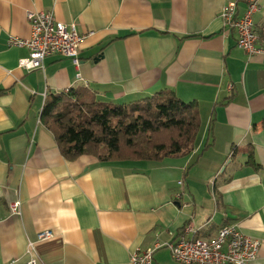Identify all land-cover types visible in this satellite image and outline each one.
Masks as SVG:
<instances>
[{"label":"crops","instance_id":"1","mask_svg":"<svg viewBox=\"0 0 264 264\" xmlns=\"http://www.w3.org/2000/svg\"><path fill=\"white\" fill-rule=\"evenodd\" d=\"M229 1L245 13L246 0H0V264H25L32 253L38 264H133L157 243L152 264H182L167 243L188 226L211 239L230 223L260 241L249 264H264V52L238 45L221 16ZM29 12L93 32L79 65L61 54L43 68L19 65L29 49L9 38L31 35ZM79 87L112 103L165 89L197 101L194 150L162 161L67 159L41 113L49 94ZM246 146L260 169L246 153L233 157ZM46 230L54 236L39 241Z\"/></svg>","mask_w":264,"mask_h":264},{"label":"trees","instance_id":"2","mask_svg":"<svg viewBox=\"0 0 264 264\" xmlns=\"http://www.w3.org/2000/svg\"><path fill=\"white\" fill-rule=\"evenodd\" d=\"M41 120L67 159L90 154L101 162L188 155L202 127L197 101L186 102L171 89L121 104L102 101L86 87L70 88L46 97ZM242 153L260 169L249 146L236 148L233 157Z\"/></svg>","mask_w":264,"mask_h":264},{"label":"built area","instance_id":"3","mask_svg":"<svg viewBox=\"0 0 264 264\" xmlns=\"http://www.w3.org/2000/svg\"><path fill=\"white\" fill-rule=\"evenodd\" d=\"M247 8L242 16L236 14V2L229 1L224 6L222 18L225 26L235 29L238 45L249 53H263L258 47L259 35L255 28L254 14L259 9V0H246ZM32 33L28 37L12 36L11 45L27 47L29 56L20 59L19 65L27 70L43 68L47 56L61 54L72 57L75 64H80L79 47L93 32L80 33L74 22L57 21L52 12H29ZM68 91V90H66ZM182 184V181H180ZM20 202L10 204L12 212L18 211ZM51 230L39 234L38 240L52 238ZM33 246V242L30 243ZM154 248L135 252L133 264H152ZM174 258L182 264H249L258 254L260 241L245 235L237 224L223 225L214 238L206 239L198 235L196 229L188 226L180 238L167 243ZM39 258L32 253L25 264H38Z\"/></svg>","mask_w":264,"mask_h":264},{"label":"rangeland","instance_id":"4","mask_svg":"<svg viewBox=\"0 0 264 264\" xmlns=\"http://www.w3.org/2000/svg\"><path fill=\"white\" fill-rule=\"evenodd\" d=\"M211 186H213V184L211 183Z\"/></svg>","mask_w":264,"mask_h":264}]
</instances>
